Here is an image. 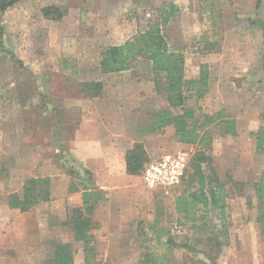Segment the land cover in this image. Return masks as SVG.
<instances>
[{"label": "rangeland", "instance_id": "374dc122", "mask_svg": "<svg viewBox=\"0 0 264 264\" xmlns=\"http://www.w3.org/2000/svg\"><path fill=\"white\" fill-rule=\"evenodd\" d=\"M259 1L261 8L257 12ZM181 13L178 14L180 17L177 19V29H186L192 23L204 29L198 30L195 36L187 33L189 41L186 36H179L181 34L179 30L177 40L168 38L170 45L173 42H188L183 48L186 58L185 77H192L201 72L202 68L199 67L197 70L194 67L197 60L193 55L198 51V44L200 47L210 41L214 46L219 44V47L213 48L217 50L227 40L234 46L239 42H252L253 39L256 41L254 31L257 26L261 27L262 36L259 38L263 42L264 0H193L191 7H187ZM23 18L24 24H28L27 18ZM156 22H160V18L149 10L141 19V30ZM27 28L25 26L24 32L12 31L10 27L7 32L6 28L7 37H10V51L22 61V65L9 59L0 45V199L3 201L7 193L15 189V179L20 183L29 174L31 165L28 157L33 154L32 148L35 149L37 159L42 157L44 162L48 163L49 161L52 163L53 159L58 160L56 162H61L67 172L69 171L70 167L67 166L69 164L66 165L63 157L65 152L63 147L68 150L66 142L78 125V116L74 111L62 114L54 105V100L60 95L75 93L78 85L76 79L65 78L59 72H51L52 68L45 67L46 63L59 62L60 52L52 43V41L55 43V37L51 38L52 41L48 37L47 42L46 40L39 42V36L36 34L35 41L32 40L33 42L28 44L25 41L29 39L30 33ZM172 35L174 37V34ZM19 40L23 43H18ZM233 49V53L237 55L242 51ZM41 58L44 59V63L39 61ZM262 66L264 67V58ZM245 68L244 64L239 65L238 68H234L236 69L234 72L240 71V74L247 70ZM40 72L46 73L42 78L35 77V73ZM227 72L228 68L221 66L218 76L210 77L204 97L189 100L188 105L201 109L197 112V120L200 122L205 115L225 111L227 116L230 115L239 123L238 129L242 135L228 136L224 135L217 125L209 127L213 140L210 149L190 146L181 150L188 153V165L182 185L176 188L177 195L183 192L201 195L202 179L196 175L195 158L204 151L209 159V162L201 164L205 181L208 184L210 177L216 174L225 184L226 213L220 215L219 210L212 206L206 210L200 203L197 206V214L198 217L204 218L195 227L175 213L176 195L173 190L150 191L154 202L151 199L150 201L155 204L154 212L161 213L159 223L153 231L149 229L147 232L151 234L152 239L147 235L128 243L125 240L121 241L125 242L122 250L126 252V257L121 256L122 262L125 260L126 264H139L142 252L147 254L145 258L152 254L157 264H207L205 263L207 255L216 257L215 264H264V227L257 222L259 201L257 202L254 196V183L264 171V155L257 154L253 146L254 131L264 126V74L259 82L238 83L225 79L223 76ZM123 77L125 78H122V81L128 80L130 75ZM255 87L261 88L262 92L259 93ZM60 128L62 132L67 133L62 134L63 138ZM251 129L253 132L249 134ZM72 179L79 183L77 178ZM141 181L143 180L140 178ZM7 184L10 185L8 188ZM208 188L210 187L204 188V191L208 192ZM249 200L251 205L248 204ZM44 211L46 209H42L38 218L34 217L31 220L28 214L15 213V264H43L54 257L56 247L61 243L72 245L75 264H87L84 243L76 238L74 230L51 217L49 224L45 223L48 215ZM141 229L143 230L142 226L139 231ZM167 238H172L178 246L169 245L166 242ZM92 244L95 246V258L91 263L117 264L120 261V259L105 261L104 254L111 247L118 248V241L93 240ZM27 248L31 251H25Z\"/></svg>", "mask_w": 264, "mask_h": 264}, {"label": "crops", "instance_id": "0c3cea01", "mask_svg": "<svg viewBox=\"0 0 264 264\" xmlns=\"http://www.w3.org/2000/svg\"><path fill=\"white\" fill-rule=\"evenodd\" d=\"M192 1L21 0L8 9L3 17L4 35L2 38L0 36V45L10 49V37L8 38L6 34V28L8 32L9 27L12 31L17 32H24L25 26L28 27L29 39L25 40L28 44L33 42L32 40L35 41L36 34L39 36V42L43 40L47 42L48 37L50 40L55 37V43L51 41L60 52L59 62L46 63L45 67L52 68L51 72H59L65 78L77 80L78 85L75 93L69 92L60 95L58 99L54 100V105L61 110L62 114L74 111L78 116V125L75 126L76 129L66 142L68 149L66 152L91 172L93 185H90V188L93 191L102 192L107 199L101 202L89 215L94 225L90 231L94 241H118V248L112 249L111 247L107 253H104L105 261L120 259L117 264H126L127 262L125 260L122 262L121 258L126 255V252L122 250L125 242L138 240L144 236L147 237V235L149 239L153 238L147 232L149 229L153 231L155 228V204L151 198L154 191L150 192L151 190L145 187L144 182H140V178L143 180L141 176L127 173L126 156L128 151L133 149L135 144L141 143L151 160L150 162H154L182 149H187L191 145L178 141L173 126L163 128L155 133L141 135V130H147L152 125L154 113L169 108L164 95L157 90L156 78L158 76L152 70V62L145 56H141L133 61L130 70L105 73L100 66L101 54L108 48L123 45L135 38L138 33L146 31L148 28L141 30L140 22L149 10L154 16L160 18L161 22V10L170 11L171 7L179 12H176L175 16L162 26V32L172 51L184 53L183 48L188 42H173L170 45L168 38L175 40L177 30L182 34L179 36H186V39L189 38L187 33L195 36L198 30H204L198 28L194 23L186 29H177V19L180 17L178 14H182L181 11L187 7L190 8ZM47 6L60 7L65 15L60 20L47 19L42 13ZM256 11L259 12V9ZM23 17L27 18L28 24H24ZM182 17L184 16L182 15ZM254 32L257 36L256 41L253 39L252 42H239L236 46L228 40L224 41L221 48H217V50H213V48L219 44L214 46L210 41L200 47L198 44V51L193 55L197 60V65L194 67L199 70V67L202 68L203 65L209 66V79L210 77L216 78L218 70H221L222 66L228 68V72L223 74L225 79L238 83L240 81L259 82L264 74L262 66L264 39L262 42L259 38L260 35L262 36L260 34L261 27L257 26ZM18 43L23 42L19 40ZM177 48H181L182 51ZM233 48L242 51L237 55V53H233ZM248 54L249 56H247ZM39 61L45 62L43 58ZM242 64L247 70L240 74V71L234 72L236 70L234 68H238ZM45 73H35V77L42 78ZM129 75L128 80H121L125 78L123 76ZM199 77L200 71L197 75L186 78L199 79ZM84 82H102L104 87L101 94L93 98L88 97L82 92L81 84ZM255 89L259 93L262 92L261 88L255 87ZM238 125L237 122L238 135H242ZM249 125L252 126V123ZM251 132H253L252 129L249 130V134H252ZM63 133L67 134L60 128L62 138ZM253 142L256 151V138ZM32 150L33 154L28 157L29 165H31L29 174L20 183L15 179V189L7 193L4 201L0 199V264L10 262L15 264V213L28 214L29 220H31L34 217L38 218L42 209H46L47 212L44 211V213H47L48 219L45 223L49 224L51 217L64 225L71 209L81 207L85 210L84 190L82 188L77 192L71 190L72 178L61 162L58 163L56 162L58 160L55 161V159L51 160L52 163L44 162L42 157L37 159L34 153L35 149L32 148ZM35 178L51 180L50 201L41 202L28 212L11 208L9 205L10 196L21 194L25 184ZM8 186L10 185L7 184L6 188ZM173 191L176 197L181 195H177V189ZM34 220L36 221V219ZM35 221L33 222L35 223ZM140 226L143 227V230L139 231ZM123 240L125 242L121 243ZM143 248L149 250L147 247ZM25 251L30 252L31 250L27 248ZM146 255L141 252L139 264H145Z\"/></svg>", "mask_w": 264, "mask_h": 264}, {"label": "trees", "instance_id": "16d2710c", "mask_svg": "<svg viewBox=\"0 0 264 264\" xmlns=\"http://www.w3.org/2000/svg\"><path fill=\"white\" fill-rule=\"evenodd\" d=\"M21 0H0V36L4 35L3 17L8 9L15 6ZM260 8L258 3L257 9ZM176 10L171 7L170 11L161 10V22H156L148 27L144 32L130 41L120 46H112L101 54V69L105 73H119L131 69L133 61L141 56H145L152 62V70L158 76L156 86L159 93L164 95L169 108L162 109L152 115L153 123L147 130H141V135L146 133H155L163 128L173 126L178 141L182 144L199 146L203 149H210L213 144L212 133L209 127L217 125L224 135L233 137L238 136L237 122L225 114V111H218L213 115H205L202 122L197 120L199 107L188 105V101L199 100L204 97L208 89L209 70L207 65H203L199 79H187L185 77V54L174 52L170 49L165 35L162 32V26L175 16ZM47 19L60 20L65 15L63 9L57 6H47L42 11ZM2 46V44H1ZM7 57L20 65L22 61L16 58V55L10 49L3 46ZM10 56V57H9ZM82 92L88 97H97L101 94L104 84L102 82H84L81 84ZM256 152L264 155V126L255 132ZM65 152H64V151ZM63 157L65 163L70 167L68 174L71 178H77L79 183L72 179L71 190L77 192L80 187L84 190L83 204L85 210L81 207L73 208L69 211L68 220L64 226L71 227L78 240L84 243L85 261L91 263L95 258V247L92 244L93 237L90 231L93 228L91 215L97 206L106 201V196L100 191H93L90 185H93V175L85 169L78 161L73 159L63 147ZM196 175L201 177V195L197 193H182L175 198V213L184 219L186 223L196 225L204 217H198V205L203 204L207 210L210 206L219 210L220 215L226 213V188L216 174L210 177L207 184L203 174L201 164L209 162L208 155L203 151L195 158ZM150 158L141 143L134 145L133 149L128 151L126 156L127 173L130 175L141 176L145 166L150 163ZM208 188V192L204 188ZM254 193L259 201V216L257 222L264 227V171L261 173L258 181L254 183ZM208 194L210 196L208 197ZM51 180L49 178H35L29 180L21 194L10 196L9 205L13 209L22 212H28L41 202L50 201ZM203 198V200H201ZM251 205V200L248 201ZM161 213L156 214L154 227L159 223ZM196 227V226H195ZM222 234V233H221ZM160 236V235H158ZM169 245H176L172 238H167ZM229 243L227 242L226 245ZM221 248V244H220ZM207 264H215L216 257L210 255L205 257ZM145 264H157L153 255H148L144 260ZM43 264H75L71 244H59L56 247L54 257L45 261Z\"/></svg>", "mask_w": 264, "mask_h": 264}, {"label": "built area", "instance_id": "2783aa9c", "mask_svg": "<svg viewBox=\"0 0 264 264\" xmlns=\"http://www.w3.org/2000/svg\"><path fill=\"white\" fill-rule=\"evenodd\" d=\"M188 153L178 151L148 163L142 171L144 185L151 191H172L182 185L188 165Z\"/></svg>", "mask_w": 264, "mask_h": 264}]
</instances>
